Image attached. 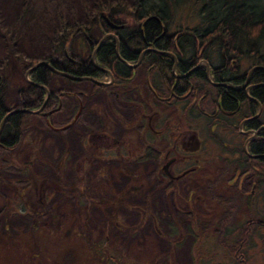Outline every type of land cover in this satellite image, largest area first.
Returning a JSON list of instances; mask_svg holds the SVG:
<instances>
[{"label": "rangeland", "instance_id": "1", "mask_svg": "<svg viewBox=\"0 0 264 264\" xmlns=\"http://www.w3.org/2000/svg\"><path fill=\"white\" fill-rule=\"evenodd\" d=\"M95 1L100 0H0V75L9 84L8 105L12 108H32L35 105L31 99L36 93L28 87L26 70L52 54L54 30L60 28V19L85 24L87 11ZM123 1V4L135 5V0ZM25 3H28L27 11H23ZM177 18L184 22L185 10L178 11ZM191 20L188 25L195 24ZM98 36L97 30L91 29L92 39L96 40ZM81 47L85 55L88 47L83 40L80 44L78 36H74L68 45L69 50L80 55ZM249 63L246 60L243 65ZM55 85L49 86L51 93ZM60 89L62 92L67 90L65 87ZM72 97L78 102L76 95ZM99 99L100 94H92L88 103L82 104L78 114L81 122L69 130L58 131L33 118L29 120V129L19 149L11 153L18 162L24 160V163L31 164V174L21 172L16 163L13 166L0 157V264H98V252L93 250L92 244L99 246L101 237L105 238L107 246L114 251L110 253L116 256V261L121 260V264H169L164 256L171 251L174 263L170 264L194 263L190 253L191 238L173 248L161 238L154 237L152 231V221L164 229L170 212L176 214L174 206L182 203L181 191L177 190L180 196H173L172 190L164 196L158 189L151 201L152 188L160 186L153 179L157 162L135 161L140 153L137 126L126 125L123 130L121 124L114 125L105 119L102 126ZM24 104L28 106L24 107ZM77 109L73 101H63L61 112L54 117L55 124L63 125L69 121ZM84 125L98 131L105 127L124 141L121 153L130 151L132 155L127 156L129 159L121 158L124 160L121 162L115 158L112 149L110 153L105 149V153L100 154L101 148L87 141ZM217 150L219 147L215 144L212 151ZM218 168L225 170L222 165ZM31 178L37 180L33 190L29 187ZM205 184L209 185L206 182L205 187ZM18 187L25 188L16 192L20 200L26 193L24 205L13 196ZM33 202L39 214H31L29 206ZM176 218L182 224L180 228L184 229L188 221L179 215ZM94 220L104 229L93 226ZM161 236L171 243L169 237ZM205 237L208 239L202 250L209 251L210 255L211 252L217 253L212 254V258L194 260L195 264H213L214 259L215 264L218 260L228 261L224 248L216 244L217 235ZM259 242L255 240L260 248ZM250 258L249 264H264V254L255 252Z\"/></svg>", "mask_w": 264, "mask_h": 264}, {"label": "flooded vegetation", "instance_id": "2", "mask_svg": "<svg viewBox=\"0 0 264 264\" xmlns=\"http://www.w3.org/2000/svg\"><path fill=\"white\" fill-rule=\"evenodd\" d=\"M112 23V27L108 25L110 30L104 32V38L92 41L96 44H91L88 50H92L91 54L94 55L104 39L108 38V35L113 36L116 54L126 67L125 72H112L97 65L91 58V63L102 72L83 75L65 72L67 83L64 87L67 90L63 92L69 93L63 96L62 91H58L56 87L53 93L50 92L49 86L43 87L47 97L43 100L44 94L41 93L32 106L38 108H30L33 110L30 112L37 116V122L55 129L57 126L69 124V121L63 125L55 124L54 117L61 112L63 101L69 99L75 103V108L81 110L82 104H87L92 94H100L98 101L102 108V126L105 124L104 119L114 125L121 124L123 130L126 125H133V128L137 126L136 129L140 133L136 135V139L140 143V153L135 161L141 163L154 160L158 164L153 179L160 186L152 188L151 201L153 202L158 189L162 190L163 195H168L170 190L173 191V196H180L177 190L182 193V203L174 206V210L177 216L188 221L186 227L180 228L182 224L177 216H173L176 215L173 211L170 212L165 228H160V235L171 237V225H178L177 241L180 245L185 239L191 238L190 253L195 264L194 260L199 261L212 258V254L216 255L217 251L211 252L210 255L209 251L202 250L206 238L208 239L205 236L216 234V244L224 248L228 260H218L217 264H249L253 253L264 254V108L260 104V96L258 97L254 90L256 87H264V82H254L250 78L251 72H209L210 65L206 62V72H198L197 65L192 62L182 65L185 72H175L173 69L164 77H159V72H145V64L141 61L145 55L148 57L151 42L147 40L146 46L141 49L132 47L131 39L134 37L130 36H137L135 30L129 29L123 22ZM141 25H145V22ZM195 25L196 23L188 26L196 27ZM202 33L195 36V31L187 32L190 38L193 36L194 42L187 43L186 46L194 45L196 48L200 47V53L204 51L210 39L202 45L201 38L209 32L202 30ZM141 35L144 36L143 30ZM216 47L211 45L207 51H213ZM180 48L178 45L176 60L184 57L185 51ZM120 52L128 55L130 59L125 61L130 65L125 64L119 55ZM203 74L212 89L211 95L207 92L199 96L190 95L199 93ZM85 87L90 89L86 90ZM217 90L224 91L225 94L229 92L231 96L229 95L226 101H223L220 95L213 98L217 97L214 95ZM72 95L77 96L78 102H75ZM200 104L205 106L203 111L197 110ZM254 104L258 107L255 108ZM56 106V111L48 116L43 115ZM186 107H189V113L194 112L187 118L180 116V112ZM125 112L129 113L130 117H127ZM200 114L205 117L202 118ZM3 121H0V135ZM80 122V118H77L66 127L68 129H64L74 128ZM20 125L23 127L22 121ZM84 129L87 141L94 142L101 148V152L98 151L100 154L105 153V149H109L106 152L110 153L112 149L116 154L115 158L121 162L124 161L121 158L129 159L127 156L132 155L130 151L121 153L120 147L124 145V141L116 138L105 127L98 131L84 125ZM210 132L219 140L210 137ZM5 144L0 140L1 151H16L20 145L14 147ZM215 144L219 150L214 152L212 150ZM9 162L15 165L13 160ZM23 162L24 160L21 166H18L21 172L24 170ZM220 165L224 166L225 170L218 168ZM204 180L209 184H205L207 187L204 186ZM204 189H207V192ZM22 190L24 187L20 188V191ZM20 201L25 202L24 195ZM222 220H226V233L221 226ZM233 233L246 236L249 241L245 242V245L233 242ZM256 239L261 241L260 248L255 243ZM162 241L167 246L176 247L172 242L168 243L164 239ZM196 253L199 255L194 257ZM167 256H170L171 261ZM167 256H164L166 262L174 263L173 252Z\"/></svg>", "mask_w": 264, "mask_h": 264}, {"label": "trees", "instance_id": "3", "mask_svg": "<svg viewBox=\"0 0 264 264\" xmlns=\"http://www.w3.org/2000/svg\"><path fill=\"white\" fill-rule=\"evenodd\" d=\"M123 3H125L123 0L95 1L94 5L87 11L86 23L88 25L79 22L68 23L66 19L65 22L60 19V28L54 30L52 54L46 56L42 61H36L35 64L38 65L29 73V78L32 81L29 89L36 93L35 97L31 99L32 102L37 101L39 95L44 94V88L54 80L55 74L47 65L48 62L63 72H72L75 75L102 72L91 63L90 56L79 59L66 53L64 48L73 34L78 31L86 32L87 30L90 32L91 29H96L101 35L109 31L110 27L106 19L111 22H123L126 27L135 30L137 36L134 34L130 36L134 37L131 39L132 47L135 46V48L141 49V47L146 46L147 40L151 42L148 57L145 55L141 61L145 64V72H159L158 76L164 77L167 72H172L173 69L175 72H185L182 65L189 62L197 65L198 72H206V63H208L210 65L209 72H251L250 78L254 82H264V0H135V5L131 6ZM23 7V11H27L28 3L23 4ZM180 10H185L186 22L178 20L177 13ZM190 19L196 20V27L188 26ZM142 22H145V25H141ZM142 30L144 31L143 37L141 35ZM202 30L209 32L208 35L201 38L202 45L206 44L209 39L210 42L207 44L206 49L200 53V47L186 46L187 43L194 42L193 36L190 38L187 32L192 33L195 31L194 35L196 36L200 33L202 35ZM182 32L185 33L182 34ZM172 33L174 35H171ZM183 41H185L184 44ZM178 45L185 53L183 58H177L176 60L175 55L177 54ZM211 45L217 47L213 51H207ZM146 54H148V51ZM119 55L124 60L130 59L123 52H120ZM201 59L205 61L201 62ZM136 60L137 58L133 62ZM246 60L250 61L247 66L243 65ZM94 62L99 66L110 69L112 72H125L126 70L123 61L116 54L115 41L113 36L110 35L104 39L103 44L94 54ZM3 79L0 75V121L3 120L7 111ZM201 79L199 93H191L190 95L199 96L205 92L211 95L212 89L204 74ZM254 90L258 97L260 96V104L264 108V87H256ZM217 92L214 93L217 97L213 98H218L220 95L223 101H226L231 96L229 92L227 94L224 91ZM233 96L237 97L236 95ZM27 106V104H24V107ZM204 107L200 104L197 110L203 111ZM254 107L257 108L258 105L254 104ZM188 109L189 107L184 108L180 112V116L187 118L190 113H194H189ZM200 116L205 117L201 114ZM36 117L29 111L10 114L3 121L0 140L6 143L7 146L17 147L23 132L28 128L29 120ZM20 121L23 122V127L20 125ZM208 130H206L207 134ZM210 137L219 140L213 132H210ZM0 157L7 161L13 160L20 167L21 163L10 152L2 151ZM25 167L27 174H29L28 170L30 173L32 172L30 163H25ZM31 182L33 183V180ZM29 207H31V214H39L35 203ZM92 222L93 226L104 229L98 221L94 220ZM226 225V220H222L221 226L224 228L225 233L227 231ZM107 227L109 229V226ZM171 228L173 234L169 238L172 245L177 246L179 245V241H177L178 225L173 224ZM153 233L154 237L162 238L160 235L161 229L157 228L154 221ZM232 241L245 245L249 238L239 233H233ZM92 246L93 250L98 252V264L103 262L105 264H112L113 262L114 264H121V260L116 261V256L110 253L114 251L107 246L105 238L101 237L99 246H97V243H93ZM198 255L199 253H196L194 257ZM167 257L171 261L170 256Z\"/></svg>", "mask_w": 264, "mask_h": 264}, {"label": "water", "instance_id": "4", "mask_svg": "<svg viewBox=\"0 0 264 264\" xmlns=\"http://www.w3.org/2000/svg\"><path fill=\"white\" fill-rule=\"evenodd\" d=\"M77 117V114H76V116H75V118Z\"/></svg>", "mask_w": 264, "mask_h": 264}]
</instances>
